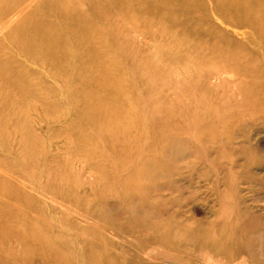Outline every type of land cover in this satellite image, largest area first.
I'll list each match as a JSON object with an SVG mask.
<instances>
[{"label": "rangeland", "instance_id": "obj_1", "mask_svg": "<svg viewBox=\"0 0 264 264\" xmlns=\"http://www.w3.org/2000/svg\"><path fill=\"white\" fill-rule=\"evenodd\" d=\"M0 264H264V0H0Z\"/></svg>", "mask_w": 264, "mask_h": 264}]
</instances>
